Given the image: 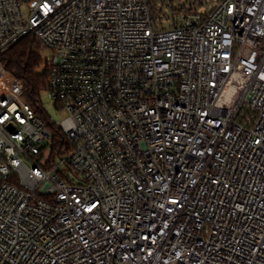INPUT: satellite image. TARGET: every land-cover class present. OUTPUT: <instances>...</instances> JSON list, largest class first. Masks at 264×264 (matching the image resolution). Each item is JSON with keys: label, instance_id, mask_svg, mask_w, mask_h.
<instances>
[{"label": "built area", "instance_id": "built-area-1", "mask_svg": "<svg viewBox=\"0 0 264 264\" xmlns=\"http://www.w3.org/2000/svg\"><path fill=\"white\" fill-rule=\"evenodd\" d=\"M196 1L0 0V264H264V0Z\"/></svg>", "mask_w": 264, "mask_h": 264}, {"label": "trees", "instance_id": "trees-1", "mask_svg": "<svg viewBox=\"0 0 264 264\" xmlns=\"http://www.w3.org/2000/svg\"><path fill=\"white\" fill-rule=\"evenodd\" d=\"M158 0H150L153 8L156 9ZM215 0H197L195 5L205 6ZM163 7L173 8L174 0H160ZM185 9L181 7L179 12ZM43 49L32 37H26L12 47L4 57L5 67L14 73L24 82V98L29 101L36 109L38 114L46 118V112L41 99L43 91L47 90L49 80V66L43 63ZM58 133L53 136V144L56 145Z\"/></svg>", "mask_w": 264, "mask_h": 264}, {"label": "rangeland", "instance_id": "rangeland-1", "mask_svg": "<svg viewBox=\"0 0 264 264\" xmlns=\"http://www.w3.org/2000/svg\"><path fill=\"white\" fill-rule=\"evenodd\" d=\"M160 1V0H158ZM179 1L181 0H174L173 4H177ZM210 6L212 5V2L209 3ZM167 7V6H166ZM169 8V7H168ZM208 7L206 6H200L199 9L200 11H205ZM170 10V9H169ZM168 10V11H169ZM169 24V20H167L165 22V25H168ZM50 51L49 50H45L42 52V55H43V63L45 64L46 63V58L50 55ZM41 99L43 101V105L46 109V111L48 112V114L56 121V122H60L62 120H64L67 116H68V112L66 110H62L60 108H58L54 101H52L49 96H48V93L47 91H43V93L41 94Z\"/></svg>", "mask_w": 264, "mask_h": 264}]
</instances>
